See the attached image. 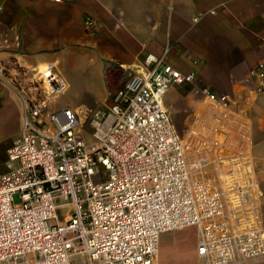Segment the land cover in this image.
I'll return each mask as SVG.
<instances>
[{
  "label": "built area",
  "instance_id": "obj_1",
  "mask_svg": "<svg viewBox=\"0 0 264 264\" xmlns=\"http://www.w3.org/2000/svg\"><path fill=\"white\" fill-rule=\"evenodd\" d=\"M145 64L88 116L91 149L80 113L56 105L67 89L56 63L39 69L0 174V264H158L161 235L188 227L200 264L264 258L247 120L201 87L205 108L182 135L165 96L196 72L153 54ZM251 77L264 95V62Z\"/></svg>",
  "mask_w": 264,
  "mask_h": 264
},
{
  "label": "crops",
  "instance_id": "obj_2",
  "mask_svg": "<svg viewBox=\"0 0 264 264\" xmlns=\"http://www.w3.org/2000/svg\"><path fill=\"white\" fill-rule=\"evenodd\" d=\"M149 54L185 74H197L193 83L175 85L165 96L174 121L175 101L168 102L172 91L181 88L180 94L189 90L193 95L195 110L187 131L206 105L201 87L229 95L232 111L247 120L264 220V95L251 77L252 68L264 62V0H0V61L13 58L30 73L55 62L66 91L71 82L63 63L90 70L103 81L105 86L90 89L87 97L94 101L89 105L70 106L81 117L100 110L96 107L107 103L112 91L145 71ZM20 105L17 133L25 112ZM190 228L197 255L194 227L168 232ZM168 232L161 235L160 250L164 240L173 242Z\"/></svg>",
  "mask_w": 264,
  "mask_h": 264
},
{
  "label": "rangeland",
  "instance_id": "obj_3",
  "mask_svg": "<svg viewBox=\"0 0 264 264\" xmlns=\"http://www.w3.org/2000/svg\"><path fill=\"white\" fill-rule=\"evenodd\" d=\"M63 70L71 84L67 91L56 98L58 108L67 105L75 107L86 103L89 105L91 101H94L91 97H87L92 86H97V88L105 86L97 75L92 74L90 70L85 68L74 70L63 63ZM38 72H28L20 67L13 58H6L0 61V174L7 170L8 147L20 134L17 133L19 114L23 111L20 102L25 106L26 99L40 93L38 89ZM180 89L177 88L172 91L168 102L173 103L175 101L172 104L173 106H171L174 121L180 133L186 135L189 120L195 110V106L193 95H188L189 90H184L180 94ZM113 92H111L107 103L98 105L96 108L108 110L112 104L111 96ZM79 95H83V97ZM87 118L88 116L83 114L82 135L86 140L87 148L91 149L97 146L98 141L93 135V129L89 124V118ZM168 234L173 236V242L170 240L163 241L160 254L157 258L158 264H200V260L196 255V235L192 231V228L186 230V232H168ZM248 264H264V258Z\"/></svg>",
  "mask_w": 264,
  "mask_h": 264
},
{
  "label": "bare ground",
  "instance_id": "obj_4",
  "mask_svg": "<svg viewBox=\"0 0 264 264\" xmlns=\"http://www.w3.org/2000/svg\"><path fill=\"white\" fill-rule=\"evenodd\" d=\"M159 246H160V243H159ZM159 251H160V248H159V250H158V255H159Z\"/></svg>",
  "mask_w": 264,
  "mask_h": 264
}]
</instances>
